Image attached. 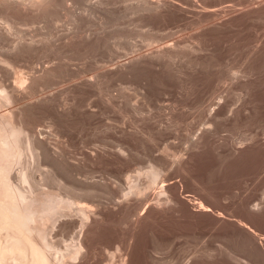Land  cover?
<instances>
[{
    "label": "rangeland",
    "instance_id": "1",
    "mask_svg": "<svg viewBox=\"0 0 264 264\" xmlns=\"http://www.w3.org/2000/svg\"><path fill=\"white\" fill-rule=\"evenodd\" d=\"M49 1L42 3L40 10V0L35 1L37 4L31 5L34 8H29L30 13L26 10L22 14L24 11L9 7L0 0V27L6 24L3 20L7 18L11 29L9 24L5 26L13 33H7L5 26V29H0V42L3 43L0 46L4 47V51L0 47L3 53L0 52V83H10L8 86L0 84V87L1 90L8 87L4 90L10 91V99L15 96L11 102L21 97L13 106V102H6L8 92L5 91L3 94L7 97L0 98V101L4 100L8 105L1 102V106L0 103V117H8L23 130L26 127V132L30 129L29 134L37 133L36 136H39L41 132L38 138L43 135L45 138L37 139L44 141L51 155L47 153L52 156L47 154L49 157H44L49 158L47 164L48 160L44 163L45 159L42 163L37 161L40 151L35 154L36 157L34 155V159L28 153L30 151L27 157L25 153L26 158L23 159L28 160L30 167H26L25 163L28 165V162L23 160V168H28V171L23 169L22 173L27 171L28 174L30 171L28 175L36 183L31 178L28 179L32 184L18 183V178L22 177H18L21 170L16 168L21 169L22 166H17L12 171V175L18 177L15 183L16 179L12 176L13 187L22 194L25 192L24 196L28 193L33 200H38L35 203L38 212L46 202L49 204V199H60L62 204V209L58 211L60 214L53 213V220L48 222L50 217L46 221L40 219L34 223L37 228L33 225L38 232L43 229L44 233L47 232L44 240L53 245L52 248L48 247V252H52L47 254L48 257L57 262L56 253L60 257L65 256L70 251L68 248H73L71 245L74 246L80 238L84 242L86 239V248L75 253V249H71L70 253L74 255L66 254L70 256L63 257L65 260L58 256L60 263L63 264L64 260V264H72L71 260L75 261L73 264H125L126 261H133L131 264H264V254L253 249L243 236L234 231L240 228L239 224H245L254 232L251 234L256 235L258 242L264 238V144L260 145L264 143V17L252 14L250 19H240L232 25L233 30L230 27L226 30L228 32L215 33L214 38L213 34L212 38L210 35L205 38L200 35L202 40L216 41H203L199 46L197 44H201L202 40L198 38V41L197 37L200 32L203 33L199 29L206 27L203 23L205 20L197 21L198 16L192 15L195 12L191 10L196 2L199 5L208 0H169L170 3L181 4V9L185 6L183 9H190L191 12L181 10L179 14H184L183 18L178 14L180 18L175 17L178 19L175 20L171 17V21L147 14L148 19L141 11L146 0H68L67 3L66 0H52L54 5ZM215 1L218 2L214 0L210 5L206 2L211 9L205 7V10V4L203 7L200 4V7L197 6L198 12L203 8V13L207 11L211 14L214 6H221V1H224L223 5L228 11L231 9L230 13L236 9L237 15L262 4L261 0H219L218 4ZM239 4L248 7L242 5L246 8L243 11ZM218 7L212 10L214 15L219 14L216 18L222 14L225 20L233 16L234 13L228 16L226 7L223 9L225 14ZM8 9L9 13L13 9V17H9L11 13L8 14ZM238 9H241L240 13ZM261 12L263 14L260 13V16H264V9ZM252 18L254 24L251 23ZM144 38L157 40L160 44L154 41L156 43H151L152 48L148 41L151 48L147 47L146 50L148 43ZM19 40L25 44L19 46L24 50L18 47L19 52H10ZM163 41L174 47L173 42L179 41L181 43L178 44L188 47L184 46L183 50V46L176 45L179 48L175 47V50L181 52L179 60L177 56L173 57V61L165 58L167 65L168 61L172 62L173 67L168 65L172 71L166 65V72V62H160L161 59L155 72L153 67H149L147 71L144 69L146 72L141 71L145 75L138 72L132 78L131 74L124 76V73L123 76H116L118 73L115 71V74L112 72L114 78H111L112 73L107 70L113 66L115 69V63L125 62L129 54L135 55L137 51L140 52L139 49L143 53L153 52L162 46ZM131 44H134L135 50ZM197 47H202L203 52L200 53ZM132 48L137 51L132 53ZM180 48L190 57H181L184 53ZM192 48L198 49L199 54ZM8 50L11 56L15 54L14 62L8 59ZM200 54L202 61L205 57L208 64L197 62L198 66L201 65L199 68L194 65V59L202 63ZM209 54L216 57L215 62ZM159 64L164 66L163 74L157 73L161 70ZM46 68H50L49 73ZM178 68H181L182 74L177 71ZM150 69L154 75L150 74ZM26 74L29 80L23 79ZM32 82L34 85L36 82L38 87ZM13 85L23 91L27 87L26 93L22 90L20 93L25 97L27 94L29 103ZM15 93L19 95L17 98ZM218 109H223L224 113H217ZM212 114L213 118L210 117ZM27 121L34 124L30 125ZM204 131L210 136L207 143L202 142ZM16 171L17 175L14 173ZM150 171L157 173L156 181L152 180ZM171 182L173 184L166 186ZM16 185H20V188ZM200 199L212 210L211 214L194 211L192 203ZM33 200L31 202H35ZM65 201H68L69 207ZM37 204H40L39 209ZM218 214L222 217L218 218ZM38 234L33 236L36 242L33 241L40 249L48 242L41 240L43 232L41 236ZM74 237L78 238L76 242ZM69 241L74 244L70 243L66 248L69 251L61 249L69 245ZM85 244L89 246L88 249ZM131 244H134L133 247ZM46 249L43 248L45 252ZM119 249H124L122 254ZM62 250H65V254ZM76 253H80V257ZM52 255L56 258L53 259ZM74 256L82 261L77 262L79 260Z\"/></svg>",
    "mask_w": 264,
    "mask_h": 264
},
{
    "label": "bare ground",
    "instance_id": "2",
    "mask_svg": "<svg viewBox=\"0 0 264 264\" xmlns=\"http://www.w3.org/2000/svg\"><path fill=\"white\" fill-rule=\"evenodd\" d=\"M35 1H38V0H2V3H6L7 5H9V7H11V6H13L15 9L16 8H18V9H20V10H22V12L20 11V10H18L19 11V13L21 12L22 14H25V11L26 10H28L29 11V13H30V10H29V8L31 7V8H34V7H32L31 5H35L36 6V2ZM46 1H47V3H48V1L49 0H40V2H39V10H40V7H41V5H42V3H46ZM50 1H52V0H50ZM49 1V3H51ZM67 1L68 0H66V2H65V0H63V2H65V3H67ZM198 1H200V0H198ZM209 1V0H208ZM208 1H205L204 2V4H205V6H204V4L202 5L201 4V2L199 3V5L201 4L202 5V7L204 6V9L206 10V8H209V9H211L209 6L207 7V4H206V2H208ZM218 2H216V4H218L219 3V0H217ZM53 2V1H52ZM194 2H196V1H194ZM211 3L212 2H214V0H212V1H210ZM210 2H208L209 4L208 5H210ZM222 2V4H221V6L220 7H218L220 4H218V5H216V7H218V8H221L222 10H219V11H221L222 13H224L225 14V12L226 11H228V9H227V7L225 8L224 7V5H223V2L224 1H221ZM220 2V3H221ZM261 3V5L259 4V3H257V4H259L260 6H256L257 8H253L252 9V11H248V12H243V13H240L241 12V9H238V13H240V14H238L237 15V13H235L237 10L236 9H234L235 10V12L233 11V13L235 14V15H237V16H234V14L233 13H230L231 11V9L227 12V14H228V16L230 15V14H233V16L232 15H230L228 18H226V20L224 19V18H222L221 16L223 15L221 12H219V11H217V13H220V14H222L220 17H218V18H216L218 15H214L215 14V12L214 13H212L213 11V8L215 7H213L212 8V10L210 11V13L211 14H209L207 11H205V13H203V8H201L202 9V11L201 12H198V7L197 6H199V5H197L196 3L194 4V5H196V6H194V8L196 7V10H197V12H196V10H193L194 8H192V10H191V12L192 13H196L197 15H195V13L194 14H192V15H194V16H198L196 19H197V21H199V22H201L199 19H204L205 20V22H203L205 25H206V27H204V29H201L200 27V29H199V32L200 31H202L203 33L202 34H198V36L199 37H197V40L199 41V39L198 38H200V35H201V37H206V36H208V35H210V38H212V34H213V38H214V36L216 37V35H214L215 33L217 34V33H221V32H223V31H226V30H228V28H232V30L234 29V27H232V25L233 24H235L236 22H239V20L241 19H243V18H246V19H250L249 18V16H251L252 14H254V16H256V15H258L259 14V17H264L263 15H261L260 16V13L261 14H263V12H261L263 9H264V1L262 2V0L260 1ZM0 4H1V2H0ZM6 4H4V6L6 5ZM54 5V2L53 3H51V5ZM190 4V3H189ZM254 4H256L255 2H254ZM256 4V5H257ZM44 5V4H43ZM47 5V4H46ZM181 4H175V3H170L169 2V0H149V1H147L146 0V2L144 3V4H142V8H141V11H143L145 14H146V16H147V14L151 17V15L152 16H154L156 19H157V16L158 17H161V18H159V19H162V18H164V19H168L169 21H171V17H177L178 19L181 17V15L182 14H179V13H182L181 12V10L184 12H188L187 11V8H186V10H184L183 9V7H185V6H183L182 7V9H181V6H180ZM183 5V4H182ZM193 5V1H192V4H191V6ZM200 5V6H201ZM223 5V6H222ZM242 5H244V6H246V4H239V6L240 7H243ZM248 6H249V3L247 4ZM1 6V5H0ZM48 6V5H47ZM199 6V7H200ZM248 6H246V8L248 7ZM44 8L46 7V6H43ZM193 7V6H192ZM206 7V8H205ZM215 7V8H216ZM223 7V8H222ZM230 6H228V8H229ZM240 7H238L237 6V8H240ZM5 8V7H4ZM30 8V9H31ZM214 8V9H215ZM227 9V10H225V12H223V9ZM231 8V7H230ZM233 8V7H232ZM235 8H236V6H235ZM245 8V9H246ZM37 9V8H36ZM244 9V7L242 8V10L244 11L245 10ZM255 9V10H254ZM13 10V9H12ZM11 10V11H12ZM32 10V9H31ZM38 10V9H37ZM200 10V9H199ZM239 10H240V12H239ZM248 10V9H247ZM11 11H10V13H11ZM194 11V12H193ZM209 11V10H208ZM216 11V10H215ZM258 11H260V13L258 12ZM7 12V11H6ZM14 12V11H13ZM13 12L11 13V15H9V17H13L12 16V14H13ZM184 12V13H185ZM190 12V11H189ZM188 12V13H189ZM190 12V13H191ZM258 12V13H257ZM9 13V9H8V14H10ZM28 13V12H27ZM187 13V14H188ZM208 13V14H207ZM257 13V14H256ZM17 14H18V12H17ZM180 15V17H179V15ZM226 14V15H227ZM2 15H4V14H1V16ZM27 15V14H26ZM25 15V16H26ZM184 15V14H183ZM183 15H182V17H181V19L183 18ZM186 15V14H185ZM29 15H27V17H28ZM145 16V17H146ZM215 16V17H214ZM224 16V15H223ZM6 17V16H5ZM144 17V18H145ZM148 17V16H147ZM251 17H253V15L251 16ZM173 18V19H174ZM222 20H221V19ZM2 19V17L0 18V21H2L1 20ZM4 19V18H3ZM6 20H7V18H5ZM148 19H149V17H148ZM152 19H154L153 17H152ZM156 19L154 20V21H156ZM172 19V20H173ZM178 19H176L175 18V20H178ZM254 18H252V22L251 23H253L254 22V20H253ZM260 19V18H259ZM6 20H3V21H5L6 22V26L9 24H7V21ZM9 20H10V18H9ZM12 20V19H11ZM10 20V21H11ZM256 20V19H255ZM258 20V19H257ZM142 21H143V19H142ZM145 21V20H144ZM153 20H152V22H154ZM163 21V20H162ZM164 21H166V20H164ZM198 22V23H199ZM246 22H248V20L246 21ZM12 24V23H11ZM201 24V23H200ZM241 24V23H240ZM246 24H248L249 25V23H246ZM254 24V23H253ZM1 25H2V22H1ZM4 24H3V26H5ZM245 24H243V26H244ZM0 27V29H5L4 27ZM5 26V27H6ZM10 26V24L8 25V27ZM199 26H201V25H199ZM238 27V26H237ZM7 28V27H6ZM10 29H11V26L9 27ZM9 28H7L6 29V32L7 33H9L10 32V35L11 34H13V33H11L12 32V30L10 31L9 30ZM240 28V27H239ZM241 28H243L242 26H241ZM235 29H236V27H235ZM238 29V28H237ZM204 30V31H203ZM231 31V30H230ZM6 32H3L2 31V33H6ZM226 32H228V31H226ZM235 32V31H234ZM1 33V32H0ZM16 33V32H15ZM141 34V33H140ZM223 34V33H222ZM222 34H219V36L220 35H222ZM5 35H9V34H5ZM16 35V34H15ZM19 35V34H18ZM224 35H225V33H224ZM2 36V35H1ZM0 36V37H1ZM149 36V35H148ZM172 36V35H171ZM219 36H217V38L219 37ZM146 37V36H145ZM150 37H151V35H150ZM204 37V38H205ZM209 37V36H208ZM147 38V37H146ZM146 38H144L145 40H147ZM152 38H154V37H152ZM204 38H203V40L200 42L201 44H197V45H199V46H201L202 45V42L204 41V43L208 40V42L209 41H213V40H210V39H207L206 38V41L204 40ZM217 38H215V39H217ZM220 38V37H219ZM155 39H156V37H155ZM153 40V39H150V38H148V40H147V43H148V46H146L145 48H146V50H147V47L149 48H151V46H152V44L151 43H153L154 41H156L157 42V44L159 43L160 44V42L159 41H157V40H154V41H151ZM175 40V39H174ZM177 40H179V39H177ZM218 40V39H217ZM150 42V44H151V46H149L150 44H149V42ZM181 41V40H180ZM197 41V42H198ZM216 41V40H215ZM215 41H213V42H215ZM155 42V43H156ZM162 42V41H161ZM166 42V41H165ZM164 41H163V43L161 44L162 46H160V47H158L155 51H153V52H149V53H143V52H141V49H139V48H137V49H139L140 50V52L139 51H137L138 53L137 54H135V55H131V54H129V55H127V56H129V58H126L127 60L125 61V62H123V63H121V64H118V62L117 63H115V65H116V67H115V69L112 67V69H108L107 71H111V73L113 72L114 74H115V71L118 73H116L117 75L116 76H121V74L122 73H124L125 75L124 76H126V74H131V76H132V78H133V76H134V73H138V72H141V71H143V72H146L147 70H149V67H153V70L152 69H150V71H151V73L150 74H152L153 72H155V69L156 68H158V67H156V66H158L157 64H158V61H160L161 59V61L160 62H166V64H165V67L167 68V66L170 64L171 65V63L172 62H170V61H173L172 59H173V57H176L177 56V59L178 58H180V56H179V54H181V52H178L179 51V49H178V51L177 50H175V47H176V45H178V46H180L181 44H178L177 42H179V41H174L173 42V44L175 43V47L174 46H170L169 44H171V43H169L168 41V45H166V44H164L165 43ZM0 43H2V42H0ZM18 43H20V44H18ZM155 43H153L154 45H155ZM177 43V44H176ZM179 43H181V42H179ZM3 44V43H2ZM14 44H16V45H14ZM14 44H12V45H10V46H13L12 47V50H10V52L12 51V52H14L15 53V51H17V52H19L18 51V47L19 46H23V42H20V40H19V42H17V43H14ZM18 44V45H17ZM165 46H164V45ZM210 44V43H209ZM132 45V44H131ZM134 45V44H133ZM133 45H132V47H133ZM208 45V44H207ZM8 46V45H7ZM24 46H25V44H24ZM176 47V48H179V47ZM181 46H183V45H181ZM185 46V45H184ZM183 46V50L185 49V47L186 48H188L187 46H185L184 47ZM203 46H206V45H203ZM1 47V49H3L2 48V46H0ZM131 47V46H130ZM174 47V48H173ZM5 48H6V46H5ZM23 49L24 50V47H19V49ZM134 48V47H133ZM133 48L132 49H130V50H132L131 52L133 53V51L135 50V48H134V50H133ZM145 48H144V50H145ZM152 48H153V46H152ZM191 48V47H190ZM196 48V47H195ZM198 48V47H197ZM200 48H202V47H199L198 49H199V51H200V53L201 52H203L202 51V49H200ZM203 48H205V47H203ZM256 48H258V47H256ZM1 49H0V52H1V54H3L2 53V51H1ZM7 49V48H6ZM10 49V48H9ZM182 48H180V51H182L184 54L183 55H181V57L182 56H184L183 58H186V56H188V55H185L186 54V52L185 51H183V50H181ZM193 50H194V48H192ZM191 49V50H192ZM197 49V50H198ZM215 49V48H214ZM145 50V51H146ZM148 50H152V49H148ZM190 50V49H189ZM196 49L194 50L195 52L197 51ZM204 50V49H203ZM211 50V49H210ZM218 50V49H217ZM3 51H4V49H3ZM136 51H134V53L136 52ZM199 51H197V55L199 54ZM215 51V50H214ZM257 51H259L258 49H257ZM8 52H9V50H8ZM7 52V53H8ZM9 52V53H10ZM16 52V53H17ZM131 52H129V53H131ZM192 52V51H191ZM207 52V51H206ZM213 52V51H212ZM217 52V51H216ZM219 52V51H218ZM254 52V51H253ZM13 53V54H14ZM22 53V52H21ZM20 53V54H21ZM196 54V53H195ZM205 54V53H204ZM215 54V53H214ZM18 55V54H17ZM201 55V54H200ZM210 55V54H209ZM208 55V56H209ZM2 56V55H1ZM9 57L11 56V53L8 55ZM19 56V55H18ZM179 56V57H178ZM205 56V55H204ZM211 57H212V55H210ZM8 57V59H10V60H13V62H14V60H16L15 59V54L13 55V56H11L10 58ZM188 57H190V56H188ZM202 57V55L200 56V58ZM18 58V57H17ZM165 58H171L170 59V61H168L169 63H168V65H167V61H166V59ZM199 58V57H198ZM209 58V57H208ZM213 59H212V61H214L215 59L214 58H216V57H212ZM1 59V58H0ZM7 59V60H8ZM163 59H165V61L163 60ZM168 59V60H169ZM177 59H174V60H177ZM202 59H203V57L200 59L201 61H202ZM17 60H19V59H17ZM179 60V59H178ZM194 60H196V63L194 64V65H196L197 67H199L200 68V66H198L199 64H203V61H204V63H205V57H204V60L202 61V63L201 62H199V59L197 60L196 58L194 59ZM207 60V59H206ZM209 60H211V59H209ZM120 61V60H119ZM124 61V60H123ZM0 62H2V59L0 60ZM17 62V61H16ZM122 62V61H121ZM191 62H193V59H192V61ZM197 62L199 63L198 65H197ZM211 62V61H210ZM215 62V61H214ZM5 63H7V62H5ZM4 63V64H5ZM8 63H10V62H8ZM120 63V62H119ZM206 63H207V61H206ZM204 64V65H207V64ZM218 63V62H217ZM220 63V62H219ZM11 64H12V62H11ZM10 64V65H11ZM221 64V63H220ZM8 65V64H7ZM114 65V64H113ZM161 65H164L163 63H161ZM160 64H159V68L162 70H164V66L162 67ZM167 65V66H166ZM203 65V66H204ZM214 65H216V64H214ZM219 65V64H218ZM218 65H217V67H218ZM172 66V65H171ZM203 66L201 67V68H203ZM213 66V65H212ZM211 66V67H212ZM219 66H222V65H219ZM156 67V68H155ZM169 67V66H168ZM173 67V66H172ZM171 67V68H172ZM215 67V66H214ZM214 67H212V68H214ZM50 68H53V67H50ZM50 68H49V70H50ZM110 68V67H109ZM165 68V70H166V72L168 71V68L166 69ZM170 68V67H169ZM170 68V70L172 71V69ZM198 68V69H199ZM222 68V67H221ZM47 69V71L46 72H48L49 70H48V68H46ZM45 69V70H46ZM114 69V70H113ZM146 71H145V70ZM159 69V70H160ZM179 69V68H178ZM203 69H205V68H203ZM220 69V68H219ZM229 69V68H228ZM44 70V71H45ZM53 70V69H52ZM160 70V72H157V73H164L165 71H161ZM180 70H181V68L179 69V70H177L178 72H180ZM197 70V69H196ZM200 70V69H199ZM198 70V71H199ZM206 70V69H205ZM149 71V72H150ZM153 71V72H152ZM171 71H169V72H171ZM176 71V70H175ZM184 70L182 69V72H183ZM202 71V70H201ZM204 71V70H203ZM2 72V71H1ZM4 72V71H3ZM7 72H9V71H7ZM46 72H44L45 74H46ZM189 72V71H188ZM187 72V73H188ZM228 72V71H227ZM10 73V72H9ZM8 73V74H9ZM34 73V72H33ZM32 73V74H33ZM43 73V72H42ZM49 73V72H48ZM55 72H53V74H54ZM107 73V72H106ZM110 73V74H111ZM113 73H112V75H111V78H112V76H113ZM157 73H155V74H157ZM162 73V74H163ZM168 73V72H167ZM172 74H173V72H171ZM181 73V72H180ZM184 73V72H183ZM185 73H186V71H185ZM191 73V72H190ZM194 73V72H193ZM193 73H191V74H193ZM195 73H196V71H195ZM195 73H194V75H195ZM229 73V72H228ZM28 74H30V73H28ZM28 74H26L25 75V77H23V79L24 78H27L29 75ZM41 74V73H40ZM44 74V75H45ZM109 74V75H110ZM139 74V73H138ZM142 74V72L139 74V75H141ZM147 74V73H146ZM149 74V73H148ZM170 75V76H173V75ZM182 74V73H181ZM204 74V73H203ZM10 75V74H9ZM43 75V74H42ZM43 75V76H44ZM48 75V74H47ZM49 75H51V73L49 74ZM136 75V74H135ZM142 75H145V73H143ZM153 75H154V73H153ZM159 76H160V74H158ZM166 75V74H165ZM169 75V74H168ZM168 75H166V76H168ZM187 75V74H186ZM193 75V76H194ZM198 75V74H197ZM6 76H7V73H6ZM5 76V77H6ZM21 76V75H20ZM23 76V75H22ZM27 76V77H26ZM30 76H32V75H30ZM34 76V75H33ZM40 77H41V75H39ZM115 76V75H114ZM119 76V77H120ZM122 76H123V74H122ZM179 76H182V75H179ZM221 76V75H220ZM229 76V75H228ZM10 77V76H9ZM9 77H7V78H9ZM12 77V76H11ZM10 77V78H11ZM138 77H142V76H138ZM174 77H176V75L174 74ZM178 77V76H177ZM176 77V78H177ZM33 78H36V80L38 79L37 77H33ZM45 78V77H44ZM43 78V79H44ZM110 77L108 78V79H111ZM114 78V77H113ZM112 78V79H113ZM125 78V77H124ZM129 78V77H128ZM179 78V77H178ZM177 78V79H178ZM2 79H3V77H2ZM12 79V78H11ZM15 79V78H14ZM17 79V78H16ZM19 80H21L20 78H18ZM28 79V78H27ZM30 79V78H29ZM28 79V80H29ZM116 79V78H115ZM126 79H127V77H126ZM4 80H8V79H4ZM4 80H3V82H4ZM27 80V81H28ZM35 80V79H34ZM35 80V81H36ZM39 80H41V78L39 79ZM2 81V80H1ZM11 81H13V80H11ZM10 81V82H11ZM41 81H43V80H41ZM13 82H16L15 80L13 81ZM26 82V81H25ZM24 82V83H25ZM29 82V81H28ZM27 82V83H28ZM5 83V82H4ZM4 83H0V84H4ZM7 83H8V81H7ZM5 83L6 84V86H8V85H10V83ZM12 83V82H11ZM16 83H18V82H16ZM20 83H18L17 85H19ZM21 84H23L22 82H21ZM32 84L34 85V83L32 82ZM38 84H40V83H38ZM246 84V83H245ZM91 85H93V84H91ZM90 85V88L92 87ZM5 86V85H4ZM11 86H12V84H11ZM16 85H13V87L14 88H16V89H18V87H15ZM22 86H24V85H22ZM26 86H27V84H26ZM29 86H32V85H29ZM34 86H37L36 85V82H35V85ZM33 86V87H34ZM10 87V86H9ZM38 87V86H37ZM80 87H82V86H80ZM87 87H89V85L87 86ZM8 89V87H5L4 89ZM11 88V87H10ZM9 88V89H10ZM14 88H12L11 90H13ZM20 88V87H19ZM31 88V87H30ZM93 88V87H92ZM95 88H96V86H95ZM4 89H2L1 90V87H0V93H1V97L0 98H4L5 96H6V94L4 95L3 93H6L5 91H7L8 92V97L10 96V91L9 90H4ZM13 90V91H17V90ZM34 89H36V88H34ZM33 89V90H34ZM4 90V91H3ZM19 90V89H18ZM22 90V88H20V90H19V93H20V91ZM32 90V89H31ZM87 90V89H86ZM89 90V89H88ZM93 90V89H92ZM251 90V89H250ZM23 91V90H22ZM24 91H27V87H25V90ZM23 91V92H24ZM29 91V90H28ZM36 91V90H35ZM18 92V91H17ZM16 92V93H17ZM34 92V91H33ZM16 93H15V95H16ZM22 93V92H21ZM21 93L19 94L20 96H21ZM24 93H26V92H24ZM29 93V92H28ZM32 93V92H31ZM2 94H3V96H2ZM13 94H14V92H13ZM30 94V93H29ZM33 94V93H32ZM18 95V94H17ZM17 95H16V98H17ZM18 95V96H19ZM22 95H23V97L26 99V97H27V94H25L26 95V97L24 96V94L22 93ZM31 95V94H30ZM29 95V96H30ZM13 96V95H12ZM7 97V96H6ZM7 97V101H6V99H5V101L6 102H8V103H12L13 104V106H14V102L15 101H18V100H20V98L17 100H15V101H12L11 102V100H13V97L15 98V96H13L12 97V99H10V97L8 98ZM31 97V96H30ZM34 97V96H33ZM32 97V98H33ZM27 98H29V97H27ZM50 98V97H49ZM8 99H10V100H8ZM23 99V98H22ZM48 99V98H47ZM55 99V98H54ZM1 100V99H0ZM29 100V99H28ZM43 100V99H42ZM46 100V99H45ZM49 100V99H48ZM10 101V102H9ZM23 101V100H22ZM22 101H19V102H22ZM25 101V100H24ZM26 101H27V99H26ZM44 101V100H43ZM42 101V102H43ZM54 101V100H53ZM1 102H3L4 104H6L5 102H4V100L3 101H0V103ZM28 102V101H27ZM47 102H49V101H47ZM56 102V101H55ZM8 103L6 104V105H8ZM29 103V102H28ZM39 103V102H38ZM46 103V102H45ZM50 103H52V102H50ZM3 104V105H4ZM16 105H17V102L15 103ZM18 104H21V103H18ZM22 104H23V102H22ZM21 104V105H22ZM40 104V103H39ZM57 104V103H56ZM225 104V103H224ZM41 105H44V104H42L41 103ZM218 105H219V103H218ZM1 106H2V103H1ZM0 106V107H1ZM10 106H12V105H10ZM46 106H48V103H47V105ZM223 106V105H222ZM20 107V106H19ZM19 107H18V110H21V109H19ZM28 106H26V108H27ZM31 107V106H30ZM30 107H28V108H30ZM218 107V106H217ZM16 108V107H15ZM22 108V107H21ZM216 108V107H215ZM14 109V108H13ZM13 109L11 110V112L13 111ZM17 109V108H16ZM15 110V109H14ZM23 110H25V109H23ZM212 110V109H211ZM226 110V109H225ZM16 111V110H15ZM27 111V110H26ZM25 111V112H26ZM213 111V110H212ZM214 112H215V110H214ZM233 112V111H232ZM237 112V111H236ZM13 113V112H12ZM27 113V112H26ZM217 113H219V114H223L224 113V110L222 109H218V112ZM23 114H25L24 112H23ZM30 113L28 112V115H29ZM214 114V113H213ZM213 114L210 116V117H212L213 118ZM215 114H216V112H215ZM219 114H217V115H219ZM216 115V116H217ZM225 115V114H224ZM3 116V115H2ZM230 116V115H229ZM232 116H233V114H232ZM6 117V116H5ZM214 117H215V115H214ZM222 117V116H221ZM227 118V117H226ZM211 119V118H210ZM215 119V118H214ZM217 119V121H218V119H219V117L218 118H216ZM222 119H224V117L222 118ZM229 119V118H228ZM241 120V119H240ZM144 121V120H143ZM225 121V120H224ZM227 121V120H226ZM28 123H29V121H27ZM31 122V121H30ZM219 122V121H218ZM30 124V123H29ZM31 124H34V122L32 123L31 122ZM30 124V125H31ZM28 126V125H27ZM25 127V126H24ZM30 127V126H29ZM21 127H17L13 122H12V120L10 121L9 120V118L7 117V118H5L4 119V116L3 117H0V264H57L58 263V261H59V263L58 264H62V263H60V261H61V259L63 258V257H66L67 255L66 254H69L70 252H71V249L72 250H74V253L76 252V251H78V250H82V249H84V248H86V247H84V243H86L87 241H86V239H85V242L82 240V239H80L79 237L80 236H82V238L84 239V236H83V234H81L80 236H77L78 238H76L75 239V237L73 238V239H75V242H76V240L78 241V242H76L75 243V245L72 243V241H69V245H67V246H64L63 248H61V249H65L66 251H69V253L67 252L66 254H65V250L63 251L64 252V254H65V256L63 255V257H60L58 254L59 253H56L57 254V258L54 256L53 257V255H52V258L54 259V258H56L57 259V262L55 261V259H54V261L56 262V263H54V261L53 260H51L50 258L51 257H48V253H52V252H48V250H50V248L48 249V247H53V245H49L51 242H48V240H44L45 239V237L47 236V235H45V234H47V232L46 233H44V230L45 229H43V234H44V236H43V238H41V240L43 241H46L45 243H47V244H45L44 246H43V248L44 249H46L45 247H47V251L45 252V250H43V248H38L39 246H37L36 244L34 245V243L36 242L35 241V239L33 238V236L36 234V233H39L38 235H40L41 236V234H42V232H38V230H36V228L38 227V226H36L34 223L35 222H37L36 220H40V219H43V220H47L49 217H50V219H48V222H49V220H53V216L55 215V214H57L58 213V211H59V209L61 208V206H62V204L60 205V199H49L48 200V203L49 204H47V202H46V204L45 205H43V207H42V209H40L39 211L40 212H38V210L36 209V202H38V200L36 201V200H33V197L30 195V194H28V193H26V196H24L23 194L25 193V192H23V194H22V191H21V189H20V191L21 192H18V191H16V190H18V188H14L13 187V185L16 183V181L18 180V183H20L21 181H23L25 184L27 183L28 184V182H29V184H32V183H30L31 181H30V179H28V178H31V180H32V182L35 184L36 182H34L33 181V177L32 176H30V175H28L29 174V172H28V174H26V172L28 171V168H26L27 169V171L26 172H24V173H22V171H24V170H26L25 169V167L23 168V166H24V163L27 161L28 162V160H24L23 158L25 157V153H26V157H27V152L28 151H30V152H28V153H30L31 155H32V157H33V159H34V155L38 152V151H40V153L41 154H38L37 153V155H39V156H37V157H40L41 159H42V161H41V159H39V158H37L36 157V155H35V157H36V159H37V161H39V162H43V159H45L44 160V163L45 162H47V160L49 159H46L47 157H49L51 154H50V152L48 151V147H46L45 146V144L43 143L44 141H42L41 142V140L39 141L38 139H41V138H38L40 135H41V132H40V135L39 136H36V134L34 135V134H29V133H27V132H29L30 131V129H29V131H24L25 129H27L26 127L24 128V130L21 128ZM43 129H41V131H42ZM35 131V130H34ZM47 131V130H46ZM151 131H153V130H151ZM208 131V130H207ZM206 131V132H207ZM31 132V131H30ZM48 132V131H47ZM116 132V131H115ZM122 132V131H121ZM121 132H118V133H121ZM125 132L126 131H124L123 133L125 134ZM205 132V131H204ZM204 133V134H202V142H208L209 140L208 139H210L209 137V134H207V133ZM34 133V132H33ZM44 133V132H43ZM46 133V132H45ZM117 133V134H118ZM209 133V132H208ZM115 134V133H114ZM25 135V136H24ZM119 135V134H118ZM121 136H122V134H120ZM36 137V138H35ZM118 137V136H117ZM38 138V139H37ZM43 138H45V136L43 137ZM42 138V139H43ZM121 139H123L124 137H120ZM119 140V139H118ZM37 142V143H36ZM122 142H120V144H121ZM259 143V142H258ZM264 143H262L261 142V144L260 145H263ZM117 145V143L115 144V146ZM255 145V144H254ZM254 145H253V147H254ZM113 146H114V144H113ZM119 146V145H118ZM123 146V145H122ZM127 147V146H126ZM251 147V146H250ZM113 148H117L118 149V147H113ZM260 148H261V146H260ZM117 149H115V151L117 150ZM122 149V148H121ZM125 149V148H124ZM123 149V150H124ZM41 150H42V152H41ZM31 151H32V153H31ZM34 151H36L35 153H33ZM114 151V150H113ZM119 151H120V149H119ZM122 151V150H121ZM240 151H243V150H240ZM50 154H48V153ZM112 152V151H111ZM123 152V151H122ZM114 153V152H113ZM49 156H48V155ZM120 154H121V152H120ZM29 155V154H28ZM109 155H112V153L111 154H109ZM116 155V154H115ZM115 155H113V156H115ZM122 155V154H121ZM47 156V157H46ZM117 156V155H116ZM119 156V155H118ZM25 157V158H26ZM44 157H46V158H44ZM50 157H52V156H50ZM111 158H115V157H111ZM117 158V157H116ZM115 158V159H116ZM39 159V160H38ZM52 158H50V160H51ZM118 159V158H117ZM23 160L25 161V162H23ZM120 160V159H119ZM166 161H167V159H166ZM52 162H53V159H52ZM56 162V161H55ZM165 162V161H164ZM168 162V161H167ZM38 163V162H37ZM41 163H39V164H41ZM169 163H170V161H169ZM26 165V167H30V165H29V162H28V165H27V163H25ZM47 164H49V160H48V163ZM46 164V165H47ZM52 164H54V163H52ZM44 165V164H43ZM17 166H19V167H21V169L20 168H16ZM38 167H40V166H38ZM14 168H16V169H18L20 172L18 173L17 171L16 172H14L15 174L16 173H18V174H20L18 177H22V178H18L17 176L15 177V176H13L12 175V171H14ZM24 169V170H23ZM30 170V169H29ZM151 172V171H150ZM17 175V174H16ZM15 177V179L16 178H18V179H16L15 180V183H14V179H13V177ZM29 176V177H28ZM151 178H152V180L153 181H156V179H157V173L155 172V171H152L151 172ZM12 179H13V181H12ZM21 179V180H20ZM25 180V181H24ZM14 183V184H13ZM24 183H21V184H24ZM38 184V183H37ZM169 184H173L172 182L171 183H166V186H168ZM15 186V185H14ZM17 186V185H16ZM20 186V185H19ZM19 186H17V187H19ZM173 186V185H172ZM170 187V186H169ZM20 188V187H19ZM29 195V196H28ZM30 199H32L33 201H35V202H31L30 200H29V198ZM32 198H31V197ZM52 200H55V202L53 201L52 202ZM57 200V201H56ZM46 201V200H45ZM44 201V202H45ZM61 201H64V200H61ZM188 201V200H187ZM56 202H59V204H57ZM66 202H68V201H65V203ZM41 203V202H40ZM43 203V202H42ZM41 203V204H42ZM55 203V204H54ZM69 203H71V202H69ZM68 203V204H69ZM192 203V202H191ZM72 204H73V202H72ZM72 204H70V205H72ZM38 205V204H37ZM58 205H60V207H58ZM66 205H67V203H66ZM192 205H193V207L192 208H194V211H196V212H200V213H205V214H207V213H210V212H212V210L204 203V201L203 200H199V201H197V202H193L192 203ZM68 206V205H67ZM38 207V209H39V207H40V204L37 206ZM58 208V210H55V208ZM69 207V206H68ZM56 208V209H57ZM62 209V208H61ZM82 210V209H81ZM57 211V212H56ZM62 211V210H61ZM53 213H55V214H53ZM152 213V212H151ZM39 214V215H38ZM58 214H60V212L58 213ZM211 214V213H210ZM41 217V218H39L38 219V217ZM52 216V217H51ZM215 216H217V215H215ZM55 217H57V216H55ZM54 217V218H55ZM219 217H222V215L221 214H218V218ZM45 218V219H44ZM47 218V219H46ZM139 218H141V217H139ZM142 218H143V216H142ZM142 218L140 219V220H142ZM144 218H146V217H144ZM56 220H58L57 218H55ZM223 219V218H222ZM42 221V220H41ZM43 222V221H42ZM41 223V222H40ZM47 223V222H46ZM46 223H44V224H46ZM52 223H54V221L52 222ZM238 223H240V222H238ZM42 224V223H41ZM43 224V225H44ZM33 225H35V227L33 226ZM240 226V228H238L237 227V229L236 230H234V231H236V233H238L239 235H241V236H243L244 238H245V240H247V242H249V244L251 245V247H253V249H255V250H257V251H259L260 253H263L264 254V238H261L262 239V241H257V239L255 238V236L256 235H254V234H251V233H254V232H251L252 230H250V227L249 226H246L245 224H239ZM41 228V227H40ZM39 229V228H38ZM239 229V230H238ZM42 229H40L39 231H41ZM233 230V229H232ZM36 231V233L34 234V232ZM82 231H84V229L82 230ZM81 231V232H82ZM238 231V232H237ZM41 233V234H40ZM83 233V232H82ZM235 233V232H234ZM133 235V234H132ZM254 235V236H253ZM134 236V235H133ZM35 237V236H34ZM236 238V237H235ZM47 239V238H46ZM131 239H132V237H131ZM35 242H34V241ZM238 240V239H237ZM43 241V242H44ZM66 241V240H65ZM132 242V241H131ZM67 243V242H66ZM70 243L71 244H73L74 246H75V248H74V246H72L71 245V247H73V248H68L69 250H67L66 248L67 247H69L70 246ZM128 243V242H127ZM126 243V244H127ZM44 244V243H43ZM53 244V243H52ZM68 244V243H67ZM125 244V245H126ZM47 245V246H46ZM86 245V244H85ZM132 245V244H131ZM134 245V244H133ZM133 245L131 246V247H133ZM55 246V245H54ZM87 246V249L89 248V246L88 245H86ZM124 246V245H123ZM37 248V250H36V248ZM128 247V246H127ZM130 247V248H131ZM55 248V247H54ZM53 248V249H54ZM122 248V247H121ZM126 248V247H125ZM124 248V249H125ZM42 249V250H41ZM53 249H51V250H53ZM91 249V248H90ZM124 249H119V252H121L122 250H124ZM39 250H40V252H39ZM54 250H56V249H54ZM127 250V249H126ZM254 250V251H255ZM61 251V250H60ZM59 251V252H60ZM85 251V250H84ZM89 251V250H88ZM256 251V252H257ZM54 252V251H53ZM79 252V251H78ZM80 252H82V251H80ZM126 253H127V251H125ZM251 252V251H250ZM74 253L72 252V253H70L72 256L74 255ZM82 253H84V252H82ZM81 253V254H82ZM86 253V252H85ZM89 253H90V251H89ZM48 254V255H47ZM63 254V253H62ZM62 254H61V256H62ZM87 254V253H86ZM116 254L117 253H115L114 255L116 256ZM121 254H122V252H121ZM254 254V253H253ZM75 255H78V257H80L79 255H80V253H76ZM83 255V254H82ZM85 255V254H84ZM118 255H120V254H118ZM261 255V254H260ZM58 256L61 258H58ZM68 256H70V255H68ZM67 256V257H68ZM121 256V255H120ZM128 256H129V254H128ZM127 256V257H128ZM250 256V255H249ZM259 256V255H258ZM66 257V258H67ZM75 257V256H74ZM87 257V256H86ZM256 257V256H255ZM71 258V257H70ZM76 258V260H79V259H77V256L75 257ZM85 258V257H84ZM83 258V259H84ZM113 258H114V256H113ZM117 258V257H116ZM125 258H126V256H125ZM254 258V257H253ZM260 258H262V257H260ZM60 259V260H59ZM64 260H65V258H63ZM72 259V258H71ZM74 259V258H73ZM122 259V258H121ZM121 259H119L120 261H122ZM128 259V258H127ZM64 260H63V264H64ZM68 260V259H67ZM75 260V259H74ZM123 260H124V257H123ZM80 261H82V259L81 260H79V261H77V262H80ZM87 261V260H86ZM89 261V260H88ZM87 261V262H88ZM106 261V260H105ZM113 261V260H112ZM114 261H116L115 260V258H114ZM113 261V262H114ZM70 262L73 264L75 261H71L70 260ZM85 262V261H84ZM112 262V263H113ZM108 262H106V264H107ZM131 263H133V261L132 262H129V263H127V261H126V263L125 264H131ZM250 263V262H249ZM80 264V263H79ZM85 264V263H84ZM90 264V263H89ZM120 264H122V263H120ZM124 264V263H123Z\"/></svg>",
    "mask_w": 264,
    "mask_h": 264
}]
</instances>
